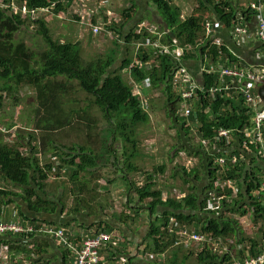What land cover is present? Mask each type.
<instances>
[{
	"label": "trees",
	"instance_id": "obj_1",
	"mask_svg": "<svg viewBox=\"0 0 264 264\" xmlns=\"http://www.w3.org/2000/svg\"><path fill=\"white\" fill-rule=\"evenodd\" d=\"M2 1L4 4H8L12 0ZM13 1L18 5L26 3L30 8H43L53 5L54 11L59 12L65 11L66 5L72 4L74 0ZM151 1L160 10L170 29V33L164 38L165 42L176 37L182 44L194 43L199 38L204 37V27L207 20L206 15H201L204 11H209L215 20L219 21L225 33H230L234 22L237 20L238 12L244 16L248 14V9H237L233 1L200 0L198 8L200 13L193 14L183 20L180 18L181 8L173 4L175 0ZM132 7H136L134 3ZM28 18L12 12L9 7H0V109L4 94L9 97H16L23 86H30L37 93V126L44 122L41 129L46 132L63 129L71 121L69 117H62L64 110L59 96L62 97L64 93L68 92L70 83L76 81L82 91L92 96L93 104L103 111L106 119L116 125L115 131L112 132L113 139L116 141L115 134L118 133L125 143L131 144L132 152L129 158H135L137 152L136 130L132 128L129 131V128L148 123L150 116L142 110L139 100L133 95L132 86L125 82L123 75L119 72L111 74L110 70L116 62L114 55L111 53L112 55H107L105 59L84 62L78 44L54 39L42 17L36 18L33 26L36 28V33L45 42V48L36 52L25 40L20 39L17 41L15 39L16 33L23 26L31 24V21L27 20ZM128 18L131 17L128 16ZM145 35L146 33L141 35L135 33L134 30H126L124 31V40L127 43H132L134 40H143ZM223 42L224 45L219 50L216 45L211 44L210 40L206 41L200 49V54L207 53L211 55V60L214 63L218 62V57H221L223 63L227 60V64L239 62L238 57L227 47V43ZM152 51L154 52V50H151V52L144 51L140 53V60L143 63L150 61ZM157 60H159V65L151 66L150 69H130L131 76L139 82L148 80L152 89L162 90L167 96L169 106L173 108L172 111L175 113L179 104V95L174 90L173 85L176 63L172 56L162 52H159ZM132 62L130 57H126L120 71L122 72L125 68L129 69ZM184 62L187 66L191 62L199 63L198 52L186 55ZM58 77L66 80H57ZM201 78L206 89L216 85L219 79L218 75L207 74L202 75ZM199 106H202V108H199ZM245 111L246 109H242L241 105L236 104L231 95L223 97L218 95L215 100L200 99L197 103L196 115H191L190 119L195 121V118H198L200 134L202 137L208 138L214 133V128L236 129L248 125L249 116ZM91 123L88 122V125ZM182 124L185 127L186 123ZM183 126V132L189 135V127L184 129ZM29 139L33 141V134L29 135ZM50 145L56 152L61 151L62 162L65 166H69L74 170L73 180H77L81 174H92L99 167L94 153L88 152L87 148L83 146H57L42 137L39 140V146H31L30 155H24L19 149L22 144L15 143L12 145L0 140V181L2 180L4 183L13 185L22 191L18 193L0 186L1 201L7 200L8 204H15L19 198L25 202L32 212H55L56 204L51 199L44 197L46 195L45 182L48 180L52 166L51 164L40 165L36 158L38 154H34L37 149L40 155L45 154ZM199 151L196 154L200 158L203 175L208 179V185L202 191H199L198 186L192 185L189 186L184 198H168L164 201L163 191L156 189V183L152 177H148V182L144 186L136 187L139 202L142 203L151 199L147 206L149 213L155 217L150 221L147 234L152 239L151 249L165 252L171 246L176 247V249H173V255L177 261L182 246H175V236L170 235L168 230L165 229L168 228L173 218L177 222L188 226L197 224V231L203 232L212 238L235 237L239 244L244 240L243 231L240 229L238 220L231 216L250 214L253 219L264 221V207L260 205V199L264 196L253 197L252 195V192L260 187V180L255 178L252 173L249 174V177L243 178L245 173L243 172V162H240L232 172L221 175L222 179H233L238 181V184L242 180V184L239 185L241 187L240 198H235L231 203L224 199V208L220 212L206 210L209 202L208 194L212 190V184L219 178H217V170L213 167V159L202 150L201 146ZM235 153L239 154L238 151ZM116 162L118 163V160ZM116 167H118L117 164ZM62 169L63 166L57 167L58 171H62ZM129 170L137 172L134 166H130ZM183 171L186 179L183 178L187 184L192 183V180L200 182L203 177L198 170L190 173H187L185 169ZM125 179L128 180V177H125ZM226 194L230 196L232 192L227 190ZM17 208L18 215L25 217L20 207ZM159 210L161 213L157 212ZM25 218L28 219V217ZM101 228L111 230L108 224L101 226ZM262 228L264 233V226ZM2 240L9 241L4 238ZM249 242V255L255 256L264 249H255L259 245L262 246V243L259 244L257 240L250 238ZM241 253L243 255V250L240 251V255ZM196 257L198 264H224V261L231 259L230 255L225 257L218 255L207 243L197 252Z\"/></svg>",
	"mask_w": 264,
	"mask_h": 264
},
{
	"label": "rangeland",
	"instance_id": "obj_2",
	"mask_svg": "<svg viewBox=\"0 0 264 264\" xmlns=\"http://www.w3.org/2000/svg\"><path fill=\"white\" fill-rule=\"evenodd\" d=\"M97 1L74 0L72 4L66 5L65 11L61 15L51 7L50 11L40 13L39 17L45 20V17L50 15L52 20H49L48 27L52 37L61 42H76L84 62L105 59L107 55L113 54L116 63L110 70L111 74L121 73L125 82L131 86L133 79L130 69L125 68L122 72L120 71L124 60L126 57H130L134 62L140 53L144 51L151 52L152 48L149 47L146 50L138 51L136 49V40L132 43H127L124 40V31L129 29V21L127 20L134 16L143 17L147 20L145 23L151 29L154 28L163 34L164 38H166L165 34L170 33V30L162 13L154 6L153 2L150 6L142 3L140 11H137L139 7L137 5L132 7L130 0H101L98 3ZM173 4L181 8L180 18L183 20L193 14L200 13L198 11L200 0H175ZM87 12H91L92 19H87ZM77 14L80 15L79 18ZM81 15L84 22H80L82 19ZM201 15H206L207 19L212 23L215 20L209 11H204ZM128 16L131 18H128ZM95 24L103 27L101 32L94 31ZM28 25L23 26L16 33L15 39L17 41L20 39L25 40L29 46L39 52L45 48V42L36 33V28L33 24ZM159 36L154 34L153 39L159 38ZM153 54L154 52L152 51L149 63L143 64L142 68L150 69L151 66L157 64V62L152 63ZM57 80L66 79L58 77ZM146 93L144 112L149 114L150 121L146 124H138L129 128V131L132 128L136 130L137 152L133 159L129 158L132 152V145L125 143L118 133L115 134L117 137L116 141L113 139L112 132L115 131L116 125L106 119L103 111L93 104L92 96L82 91L76 81L70 83L68 92L64 93L62 97L59 96L64 110L62 117H69L71 122L65 128L53 130L52 132H46L41 129L44 126V122L37 126V93L34 88L23 86L16 94V97H9L4 94L0 109V140L12 145L15 143L22 144L19 149L24 155H30L31 146L38 147L39 140L42 137L57 146H83L87 148L88 152L94 153L95 157H97L99 168L92 173H96L98 176L100 175L111 181L114 180V182H117L116 184L118 182L119 184L127 183V179H118V176L130 177L128 187H142L147 184L148 177H152L156 183V189L170 192L172 198H177L176 193L188 192L189 186L192 185L198 186L199 191H202L208 185V179L203 175L201 161L196 154V152H200L198 137L194 136L190 127L189 135L183 132V124L181 123L183 118H181L178 111V105L176 112L173 113V108L169 106L167 96L162 90L151 88ZM115 121L117 122V120ZM88 122L92 123L88 125ZM188 122L192 124L194 129L198 127L193 125L195 121L190 119ZM186 127L188 126L186 125ZM30 134L34 136L33 141L29 139ZM36 153L38 154L36 158L40 165L51 164L52 166L48 179L62 178V180H55V184L50 186L45 182V192H49L52 195L50 199H65L71 194L77 200L82 199L74 191L70 193L67 189L70 187L71 182L75 186L76 180L72 181L74 170L69 166H65L62 162L61 151L56 152L50 145L45 154L40 155L38 149L34 154ZM116 160H118V163ZM116 164L118 167L115 168ZM62 166V171H58L57 167ZM130 166L136 167L137 172L130 171ZM184 169L188 173L189 170H198L200 175H203L201 181L193 180V184L185 183ZM3 182L0 181L2 183L0 186L6 190L21 191V189ZM109 186L110 184L107 183V187ZM62 188L65 190V195L57 196L58 192H62ZM231 217L238 220L240 229L243 231L244 240L242 244L245 250L250 247V238L257 240L259 244L264 243L262 228L264 221L262 219H253L250 214L244 216L237 214ZM244 220L245 222H243ZM191 228L197 230L195 226H191ZM225 238L232 239V248H235L236 238L224 237V241ZM189 247L192 251L202 248L198 243H192ZM259 248L263 249V246L259 245L255 249Z\"/></svg>",
	"mask_w": 264,
	"mask_h": 264
},
{
	"label": "built area",
	"instance_id": "obj_3",
	"mask_svg": "<svg viewBox=\"0 0 264 264\" xmlns=\"http://www.w3.org/2000/svg\"><path fill=\"white\" fill-rule=\"evenodd\" d=\"M52 6L30 8L26 3L18 5L12 0L11 3L4 4L2 0L0 1V7H9L12 12L21 14L25 18L29 17L27 20L31 21L33 25H35L34 20L39 17V14L50 11ZM245 8L248 9V14L244 16L238 12L237 20L234 22L231 32L234 33L236 38L248 36V19L254 17L255 21H257L255 36L262 43V46L255 51L254 55L255 60H261L264 57V0H251ZM91 15V12H87L86 17L88 20L92 19ZM81 21L84 22L83 17ZM215 22L219 23L217 20L212 23L207 19L204 27V37L199 38L194 43L182 44L176 37L165 42L164 35L154 28L151 29L145 22H141L138 25L135 33L141 35L146 33L143 40L136 41V49L139 51L146 50L149 47L152 48L154 50L152 63L157 62L156 65H159V60H157L159 52L172 56L176 63L173 85L174 90L179 95L178 111L181 118H183L181 122L186 123L191 128L194 136L198 137V146H201L202 150L213 159V167L218 172L217 178L219 179L212 184V190L208 194L209 202L206 210L220 212L224 208L223 200L225 199L228 203H231L235 198L238 199L241 190L238 181L222 179L221 175L232 172L248 155L254 161L264 165V101L259 95V89L264 87V65L244 66L240 62V56L229 46L227 47L238 57L239 62L227 64V60L223 63L221 62V57H218V62L214 63L211 60V55L207 53L200 54L202 45L208 40H210L211 44L216 45L219 50L224 45L223 40L214 35ZM102 29V26L94 25L95 32H101ZM154 34L160 35L159 38L153 39ZM196 52H198L200 57L198 76H195L184 62L186 55ZM148 63H143L137 57L129 69L142 68L143 64ZM204 74L218 75L219 79L216 85L206 89L201 78ZM131 86L133 95L139 100L140 106L144 111L145 98H147L146 92L151 90L150 82L148 80L139 82L133 79ZM218 95L221 97L231 95L236 104L241 105L242 109H246L245 113L249 116V124L236 129L214 128L212 136L204 138L200 134L198 118L196 117L193 123V125L198 126L196 129L188 121L191 115H196L197 103L200 99L215 100ZM199 108H202V106H199ZM236 151L239 154H236ZM251 173L260 180V187L252 192L253 197L264 196V177H262L264 174L258 175L253 171ZM227 190L232 192L230 196L226 194ZM260 202V205L264 207V198H261ZM192 226L197 227V224ZM165 229L168 230L170 235L175 236V246H180L181 244L189 246L192 243H198L203 246L207 243L218 255L223 257L230 255L231 259L224 261V264H264V249L255 256L249 255V247L245 250L242 243H236L235 248H232V239L225 238L224 241L221 237L212 238L187 224L177 222L175 218L171 220L168 228ZM7 234L21 236L25 242L35 235L51 236L59 244L75 253L76 264H100L101 249L104 246L116 247L122 239L119 232L105 230L84 238L79 246L77 242L71 239L65 228L45 222L34 223L25 217L11 220L0 218V237ZM262 246L264 248V243H262ZM241 250L244 252L243 255L242 253L240 255ZM18 261L19 258L14 257L9 246L1 241L0 264H17Z\"/></svg>",
	"mask_w": 264,
	"mask_h": 264
},
{
	"label": "crops",
	"instance_id": "obj_4",
	"mask_svg": "<svg viewBox=\"0 0 264 264\" xmlns=\"http://www.w3.org/2000/svg\"><path fill=\"white\" fill-rule=\"evenodd\" d=\"M100 1L98 0L97 3ZM130 1L139 7L137 11H140L142 3L147 6L152 5L151 0H149L150 2L148 0ZM229 1H233L237 9H240L246 6L251 0ZM154 6L156 7L155 4ZM63 12L59 11L58 14L61 15ZM50 19L52 20L50 15L45 17L47 26ZM145 21L147 20L143 17L134 16L129 20L128 30L135 31L138 25ZM80 22L82 21L80 20ZM220 25V23L215 22L214 35L225 41L240 56V62L244 66L264 65V57L261 60H255L254 53L262 46V43L255 36V25H257V21H255L254 17L249 19L248 36L246 37L240 36V38H236L231 31L230 33H225ZM188 67L195 76H198L200 68L198 62H191ZM243 164L249 174L252 171L257 174L259 172V175L264 174V165L254 161L249 155L245 158ZM120 178L123 179L125 177L118 176V179ZM129 179L130 177L126 180L127 183L119 184L118 182L116 184L117 182H114V180H108L100 175L98 176L96 173L82 174L76 180L75 186L71 182L70 187L67 188L70 193L74 191L82 199L77 200L73 198L72 194L65 199L61 197H59L61 199H51L56 204V210L53 213L32 212L28 209L25 202L19 198L15 204H8L6 202L7 200H0V218L4 220L20 218L17 210L19 206L24 216L28 217L34 223L45 222L65 228L71 239L77 242L79 246L82 244L84 238L95 235L99 231H105L101 226L108 224L111 228L109 231L119 232L122 239L116 247L104 246L101 249L100 264H175L176 262H178L177 264H198L196 255L201 248L192 251L189 249V246L181 244L182 250L179 253L178 261L173 255V249H176V247L171 246L165 252L151 249L152 239L147 235L150 228V221L155 218L147 209L151 199L142 203L139 202L136 188L128 187ZM55 180H62V178L48 179L46 183L50 186L55 184ZM72 181L74 182L75 180ZM107 183L110 184L109 187H107ZM61 191L57 193V196L65 195L63 188ZM162 191L164 200L172 198L170 192ZM16 192L21 193L22 191L17 190ZM176 195V199H182L186 196V192H179ZM50 196L52 195L46 192L44 197L50 199ZM157 212L161 213L160 210ZM6 236L0 237V243L1 241L6 243L10 250H12L14 257L19 258L17 264H76L75 253L59 244L51 236L35 235L30 237L27 242L21 236L11 234H7ZM3 238L9 241H4L2 240Z\"/></svg>",
	"mask_w": 264,
	"mask_h": 264
},
{
	"label": "flooded vegetation",
	"instance_id": "obj_5",
	"mask_svg": "<svg viewBox=\"0 0 264 264\" xmlns=\"http://www.w3.org/2000/svg\"><path fill=\"white\" fill-rule=\"evenodd\" d=\"M243 167V166H242ZM243 172H245L244 174H243V178H245V177H249V173L245 170V168L243 167ZM242 184V180L239 182V185H241Z\"/></svg>",
	"mask_w": 264,
	"mask_h": 264
},
{
	"label": "water",
	"instance_id": "obj_6",
	"mask_svg": "<svg viewBox=\"0 0 264 264\" xmlns=\"http://www.w3.org/2000/svg\"><path fill=\"white\" fill-rule=\"evenodd\" d=\"M259 95L261 96V98H262L263 101H264V87H261V88L259 89Z\"/></svg>",
	"mask_w": 264,
	"mask_h": 264
}]
</instances>
